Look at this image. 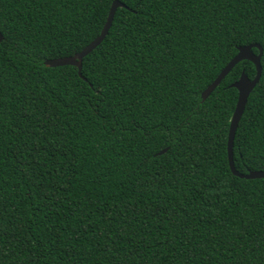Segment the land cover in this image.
<instances>
[{
    "label": "trees",
    "instance_id": "trees-1",
    "mask_svg": "<svg viewBox=\"0 0 264 264\" xmlns=\"http://www.w3.org/2000/svg\"><path fill=\"white\" fill-rule=\"evenodd\" d=\"M0 0V264H264V0ZM259 53L257 47H253ZM164 152L159 153L165 149Z\"/></svg>",
    "mask_w": 264,
    "mask_h": 264
},
{
    "label": "water",
    "instance_id": "water-1",
    "mask_svg": "<svg viewBox=\"0 0 264 264\" xmlns=\"http://www.w3.org/2000/svg\"><path fill=\"white\" fill-rule=\"evenodd\" d=\"M119 6L126 5L121 2L120 0H115L111 6L107 21L101 30L100 34L91 41L87 46H85L81 51L77 52L73 56H66V57H58L52 59H46L45 64L47 66H58V65H75L78 67L79 74L82 75V67H83V58L88 53H90L94 48H96L105 38L107 35L109 28L113 22V18L115 12ZM3 39V34L0 31V41ZM253 47H257L259 49V53H255ZM263 55V48L258 43L248 44L239 46L238 53L230 60V62L223 67V70L218 74L215 80L205 89L203 90L201 96L202 101L206 100L207 97L215 90V88L221 83V81L225 78V76L229 73V71L240 61L242 60H250L256 66V75L254 78H250L245 71L242 72L239 80L233 83V86L238 89V101L236 104V108L232 114L231 121H230V129H229V138H228V154H229V162L232 172L241 177V178H263L264 177V170H250L247 173L240 172L236 166L233 156V147H234V140L237 131V127L239 121L244 113L249 95L253 91V89L258 84L261 75H262V62L261 58ZM165 149L161 150L159 153L164 152Z\"/></svg>",
    "mask_w": 264,
    "mask_h": 264
}]
</instances>
